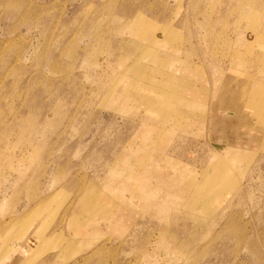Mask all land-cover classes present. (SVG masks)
Segmentation results:
<instances>
[{"label": "rangeland", "instance_id": "rangeland-1", "mask_svg": "<svg viewBox=\"0 0 264 264\" xmlns=\"http://www.w3.org/2000/svg\"><path fill=\"white\" fill-rule=\"evenodd\" d=\"M259 77L264 0H0V264H264Z\"/></svg>", "mask_w": 264, "mask_h": 264}, {"label": "crops", "instance_id": "crops-1", "mask_svg": "<svg viewBox=\"0 0 264 264\" xmlns=\"http://www.w3.org/2000/svg\"><path fill=\"white\" fill-rule=\"evenodd\" d=\"M262 34V33H261ZM260 79V80H259ZM258 80H255L253 83L255 85V87H253V89L255 88L254 91H248V97H245L244 100H241L238 103V107H239V111L237 112L236 110H216V108H219L220 106H217L218 104L213 105V110H209V115H207L208 117V131L214 134V133H221L224 135L229 134L231 131V127H235L234 125L236 123H239L241 120H248V118H252L253 116V110H249L247 107H255L256 113L260 112L262 114V118L258 119L260 120V122H264V82H262L263 78L259 77ZM142 85L144 87H149V88H143V91L146 90V92H151V89H154L155 91L161 93L162 95L165 93V91L163 90V86L162 85H157L154 82H143ZM141 86V87H143ZM161 87V88H160ZM250 98V100H248ZM162 99V97H161ZM232 107V105H231ZM234 107L237 108V104L234 103ZM227 115H233V117L229 118L226 117ZM260 143L262 146H264V134L263 136L260 138ZM135 195L132 196V192L129 193L128 195H126L125 199H121V201L119 200H111L112 203L114 204H118L119 206H122L124 208L127 207H131L130 205L132 204V202L134 201ZM151 200V199H150ZM149 199L146 200L147 204H150L151 201ZM76 217V216H75ZM78 219V222H82V218L76 217ZM30 230H28L26 232V234L24 235V233L22 234V237H26L28 236V232ZM87 233V232H86ZM74 234H76L74 232ZM79 234V232L77 233Z\"/></svg>", "mask_w": 264, "mask_h": 264}]
</instances>
